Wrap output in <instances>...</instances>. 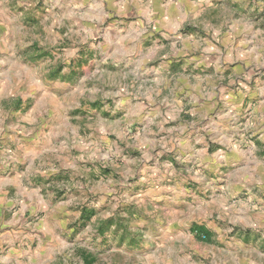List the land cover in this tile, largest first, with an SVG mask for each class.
Masks as SVG:
<instances>
[{
	"label": "rangeland",
	"instance_id": "374dc122",
	"mask_svg": "<svg viewBox=\"0 0 264 264\" xmlns=\"http://www.w3.org/2000/svg\"><path fill=\"white\" fill-rule=\"evenodd\" d=\"M9 5L14 15L4 17L0 34L8 31L10 40L19 39L12 56L25 65L18 88L27 90L30 84L34 97L48 95L53 112L67 108L69 120L80 125L77 132L82 138L70 137L60 154L61 161L76 156L74 168L69 170L71 179L64 170L49 176L47 208L20 215L21 234H38L36 228L45 231L30 242L42 264H157L151 256L159 252L155 241L160 248L174 247L171 255H163L165 249H160L162 264H178V257L191 264H201V260L209 264L212 252L219 256L215 246L233 245L231 238H240L243 229L216 217L214 224L224 241L213 230L196 224L183 228L185 238L179 242L163 241L159 222L152 217L157 213L150 202L154 194L148 195L149 200L144 198L148 186L142 181V167L138 161H130L140 155L129 144L137 141L143 127L152 129L162 141L176 137L177 132H169L158 114H146L154 118L146 123L144 113L129 115L124 108L125 101L137 100V86L147 85L162 92L159 98L164 97L159 103L161 99L155 96L151 111L159 104L172 112L179 108V115L174 112L180 123L177 127L187 133L198 129L213 138V128L231 108L235 119L230 118L223 127L232 126L228 131L237 147L264 139V104L256 107L258 102L264 103V62H257L252 53L258 44L264 55V0H14ZM256 27L259 33L253 31ZM6 57L10 58L6 51L0 52L3 75L12 68ZM127 66L137 67L138 79L122 78L121 71ZM31 101V97L20 98L21 112ZM255 119L263 120L254 124ZM101 122L109 136L100 131L97 144L91 145L88 132ZM257 148L262 156L264 143ZM166 149L168 146L160 149V166L172 160L179 168L176 172L186 176L181 170L184 162L175 163L177 155L172 158ZM155 158L156 151L149 153V164ZM196 170L195 166L189 175L193 177ZM157 184H151V193ZM66 195L73 201L68 210L61 202ZM208 195L195 189L194 194L181 197L195 205L204 200L209 203ZM210 204L219 214L218 202ZM254 204L253 209L262 206ZM225 205L238 206L237 196L229 195ZM43 219L48 222L44 228L46 222H39ZM255 230L243 244L260 250V257L245 254L260 263L264 262V227ZM22 249L20 259L26 264ZM38 256L34 264H39ZM228 256L229 263L235 264ZM216 263L217 259L212 264Z\"/></svg>",
	"mask_w": 264,
	"mask_h": 264
},
{
	"label": "crops",
	"instance_id": "0c3cea01",
	"mask_svg": "<svg viewBox=\"0 0 264 264\" xmlns=\"http://www.w3.org/2000/svg\"><path fill=\"white\" fill-rule=\"evenodd\" d=\"M12 1L14 0H0V28L5 26L4 17H7L10 13L12 14L9 10V4ZM253 31L259 33L260 29L256 27ZM10 38L12 37L8 31H3L0 34V52L6 51L8 53L10 58L6 57L5 59L12 66V68L9 66L11 71L8 75L0 73V264H25L20 259L22 248L23 254L27 258L26 264H34V259L38 255L33 253L35 248L31 247L30 242H33L35 236L40 238L45 231L36 228V231L39 230V233L42 234H32L30 232L21 234L19 228L20 215L32 209L43 210L47 208L46 198L49 193L47 186H49V180L52 178L49 176H54L55 172L64 170L67 178L71 179L69 170L74 168L73 160L76 156H72L73 160L71 161H65L62 157L63 160L61 161L60 154L63 147L68 145L67 140L70 137L72 140L77 139V137L81 138L77 132L80 125L73 124L69 120L71 115L68 114L67 108L60 109L59 112H53V108L48 105V95L34 97L29 92L30 84H27V90L25 86L21 89L18 88L22 82L21 73L25 65H21V62L16 61V59L13 61V50L17 49L15 45L19 39H12V41ZM252 50L254 59L257 62H264V55L260 52L259 45H254ZM243 57L244 55L241 56V58ZM1 61H4V58ZM25 70H28V68ZM27 72L25 71V74ZM138 72L136 66H127L121 71V76L122 78L132 76V79L136 80L139 78ZM137 88L139 100L137 98L133 103L125 101V114L138 116L144 113L146 123L152 122L154 119L146 114H158L169 132H177L176 137H170V139L162 141L163 138H156L152 129L148 128L146 130L143 127L137 141H132V144H129L137 149L136 154L140 155V158L134 156L130 161L135 163L138 161L139 166L142 167V175H144L142 181L148 186L144 192V198L148 199V195L154 194L153 201L150 199V202H153L154 211H157V213L153 214L152 217L159 222V232L163 241L179 242L182 238H185V232L182 230L188 224L203 226L204 229L210 232L213 230L217 233L215 237L217 239L221 238L218 233L219 228L213 220L216 217L223 220V222L224 220L231 221L234 226H240L244 234L237 239L231 238L233 245L226 242L229 245L220 246L221 248L218 245L215 246L214 248L218 250L219 256L212 252L211 261H208L209 264H212L215 259L219 262L216 264H230L228 255L235 264H264V262L256 263V261L251 260V255H245L250 252V254L254 253L257 257L263 256L259 249L252 247V244H243V239L246 236H251L257 227H264V161H261L264 154L261 156L257 148L260 142L264 143V139L256 138L248 141L245 146L238 144L241 146L237 147L236 140L233 141L228 131V127L232 126L226 125L223 127V123L228 124L230 118L231 120L235 119L234 114L236 113L231 108L222 113L221 116L225 119L220 120L218 122L220 125L213 128L216 129L213 138L198 129L187 133L185 129L179 127V120L175 119L174 112L179 115V108H173L174 112H172L163 109L164 105L159 104V106L153 108V112L151 111V103H155V96L158 97L162 93L160 90L158 93L154 92V89L147 85L144 87L138 85ZM141 88L142 90H140ZM185 93L189 94L190 97H194L189 91H185ZM21 97L26 99L31 97L33 99L31 104L22 112L21 107L17 105ZM158 99H161L159 103L164 101L163 96L158 97ZM54 100L57 105H61L57 99ZM262 102H258L256 107L264 104ZM196 111L197 108H194L193 113ZM256 118L259 117L256 116ZM262 120L256 121L255 119L253 122L254 124H260ZM177 125L179 126L177 127ZM100 131L104 133L105 137L109 136L108 131L101 122L100 125L89 130L87 136L89 144H97ZM210 131L212 132V130ZM217 136L219 137L217 138ZM161 141L170 144H163ZM239 141L240 139L237 140V142ZM167 146L166 151L171 153L169 156L173 158L174 155H177L174 157L175 163L180 159L184 162L181 170L184 169L187 172L186 176L179 171L176 172L179 168L173 166L172 160H167L165 164H162L163 167L160 166V149ZM153 151H156V158L154 162L149 164V153L152 154ZM91 157L88 155V158ZM195 166L199 171H193L192 177L189 173ZM149 172L152 173L149 174ZM248 178H250V183L247 182ZM23 181H25L24 185ZM154 181H157L158 188L151 193L149 187ZM166 181L170 183H165ZM195 189L209 193V203L205 200L204 204H197L196 202L195 205H191L185 203L186 201L181 196L188 193L194 194ZM63 193L68 194L66 190ZM229 195L237 196L239 205L235 208L225 205ZM61 202L66 205L65 210L69 209L67 206L73 204L71 197L68 195ZM210 202H218L219 214H215L216 209L211 207ZM254 203H260L262 206L253 209V205H256ZM13 207L16 209L6 216ZM220 208H223V210ZM158 211L161 212L158 213ZM39 222L46 221L43 219ZM35 225L39 227L38 222ZM44 226L47 227L48 222L42 223L43 228ZM220 241H224L223 237ZM154 247L159 252L151 256L154 257L157 264H162L159 262L161 248L165 249L163 255H171L174 250L173 244L172 246L162 245L160 248L158 241H155ZM38 258L40 259L38 263L42 264L41 257L38 256ZM202 261H200L201 264ZM187 263L191 264L189 261L185 262V260L178 257V264ZM149 264H152V261H149Z\"/></svg>",
	"mask_w": 264,
	"mask_h": 264
},
{
	"label": "built area",
	"instance_id": "2783aa9c",
	"mask_svg": "<svg viewBox=\"0 0 264 264\" xmlns=\"http://www.w3.org/2000/svg\"><path fill=\"white\" fill-rule=\"evenodd\" d=\"M202 238H204V235H201Z\"/></svg>",
	"mask_w": 264,
	"mask_h": 264
}]
</instances>
